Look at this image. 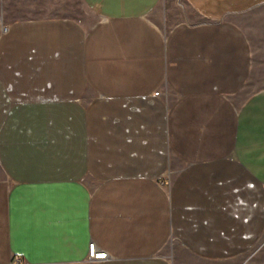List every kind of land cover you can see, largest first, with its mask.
I'll return each mask as SVG.
<instances>
[{
  "label": "crops",
  "instance_id": "crops-1",
  "mask_svg": "<svg viewBox=\"0 0 264 264\" xmlns=\"http://www.w3.org/2000/svg\"><path fill=\"white\" fill-rule=\"evenodd\" d=\"M0 19V264H264V0Z\"/></svg>",
  "mask_w": 264,
  "mask_h": 264
},
{
  "label": "built area",
  "instance_id": "built-area-1",
  "mask_svg": "<svg viewBox=\"0 0 264 264\" xmlns=\"http://www.w3.org/2000/svg\"><path fill=\"white\" fill-rule=\"evenodd\" d=\"M0 21H1V19H0ZM88 250H89L88 256L94 258V260H99V259H102L106 256V251H104V250L100 251V250L96 249L95 243L92 240L88 244Z\"/></svg>",
  "mask_w": 264,
  "mask_h": 264
},
{
  "label": "rangeland",
  "instance_id": "rangeland-1",
  "mask_svg": "<svg viewBox=\"0 0 264 264\" xmlns=\"http://www.w3.org/2000/svg\"><path fill=\"white\" fill-rule=\"evenodd\" d=\"M181 1V0H180Z\"/></svg>",
  "mask_w": 264,
  "mask_h": 264
}]
</instances>
